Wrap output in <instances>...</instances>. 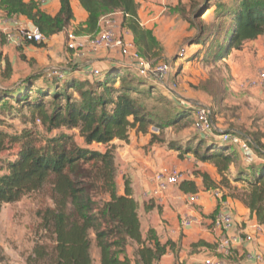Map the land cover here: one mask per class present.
<instances>
[{
  "label": "trees",
  "instance_id": "16d2710c",
  "mask_svg": "<svg viewBox=\"0 0 264 264\" xmlns=\"http://www.w3.org/2000/svg\"><path fill=\"white\" fill-rule=\"evenodd\" d=\"M58 2V11L51 15L41 8L39 0H0V13L7 18L25 17L48 39L60 32L66 35L73 20L70 0ZM79 3L87 12V19L84 26L72 30L75 35H95L99 30L98 20L103 15L120 12L121 29L129 30L137 53L147 60L153 57L158 59L160 45L152 30L140 24L136 0H79ZM210 8L211 20L205 21L201 17ZM183 18L192 30L184 39V44L199 45L192 57L205 52V61L221 60L230 52L241 50L246 42L264 38V0H230V3L223 0H195L190 4L188 15ZM23 43L36 46L45 44L35 41ZM20 56L25 59L24 54ZM2 59L0 82L11 80L12 74L9 59L0 54ZM180 67L175 71L176 76ZM132 69L113 63L84 78L72 74V69H60L62 78H50L46 76V71L39 72L35 68L19 83L12 81L15 86L6 87L4 92H0V98H12L16 104L28 106L32 119L38 118L47 129H76L84 141L85 146H77L71 135L61 134L50 137L49 145L40 147L30 139L20 141L12 137L13 141L19 140L20 149L14 159L4 165V171L0 170V208L6 203L19 201L51 180L52 206L46 207L40 214L43 228L53 239V246L46 254L47 264H93L90 254L93 240L99 250V264H158L166 247L172 246L169 241L160 243L152 230H148L145 237L142 236L138 203L131 194L128 179L123 177V193L117 192L115 145L111 142L115 139L127 142L131 129L147 134L149 128L155 125L144 105L131 95L146 93L149 96L158 86L136 71L135 75L141 79L132 78ZM116 81L120 82L118 88L114 85ZM138 86L143 89H138ZM69 89L78 91L79 101L71 100L67 93ZM205 91L213 97L211 89ZM32 93L36 97L31 100ZM63 96L65 102L60 104L58 100ZM45 98H49L47 102L53 105L50 111L47 109L49 104L45 105ZM214 101L218 104L217 100ZM172 102L175 107L167 118L168 126H189L193 129L192 109L179 99L175 98ZM217 113L211 109V117ZM229 132L248 144L253 153L250 159H245L246 154L241 148L237 154L236 145L223 141L216 128L207 135L189 137L184 144L175 148L180 157L192 154L197 161L210 162L215 166L222 184L199 170L195 175L201 174L203 186L220 191L222 199L228 194L221 185L230 187L225 176L230 166L243 157L250 164V177H242L245 173L242 170L235 179L246 180L248 189L230 195L249 209L253 219L264 224V134L253 139L248 135V139L238 129L237 132ZM156 137L152 134L150 142L159 139ZM6 139H9L8 135L0 131V153L5 149ZM253 141L257 142L256 146L252 145ZM92 144L102 148L92 149ZM178 185L184 191H198L193 180L182 179ZM130 242L136 247L133 259L126 252Z\"/></svg>",
  "mask_w": 264,
  "mask_h": 264
},
{
  "label": "crops",
  "instance_id": "0c3cea01",
  "mask_svg": "<svg viewBox=\"0 0 264 264\" xmlns=\"http://www.w3.org/2000/svg\"><path fill=\"white\" fill-rule=\"evenodd\" d=\"M23 1L28 2L30 0ZM136 1L138 3L137 13L140 24L152 30L154 37L160 45L157 60H167L168 58L173 60L179 42L192 33L187 20L179 15L180 8H185V11L182 12H188L190 4L185 3V0ZM70 4L73 11V20L70 22L68 30L72 31L78 29L80 26H84L87 19V12L79 3V0H70ZM41 8L53 15L59 9V2L58 0H48L41 5ZM159 9L160 11H158ZM165 10L171 11L169 13H177L181 19L178 25L173 22H165V17L158 18L160 16L159 13ZM106 16L113 21L114 30L121 32L127 41L135 45L133 36L129 30L126 28L121 29L122 13L113 12L102 17ZM102 17L98 20L99 28L101 27L100 20ZM7 19L6 27L10 30L15 31L18 28H33L30 21L23 16ZM1 27L2 25H0V54L9 59L12 67L11 81L17 83L26 74L35 71L34 66L39 69V67H43L41 65L42 61H46L45 63H47L49 58L54 57H57V61L65 62L62 69H72V74L83 78L87 76L86 72L96 68L103 69L113 63L129 66L127 58L126 60L123 59L117 51L101 49L91 52L85 48L83 54L77 56L74 51L67 49L64 32L45 39L43 46H36L5 41L2 36ZM90 35L92 34H76L79 40H85V37ZM257 42H259V38L246 42L241 50L232 51L222 60L228 64L229 68H232V71L237 70L238 72L240 67L249 66V63H251L250 66L257 63L252 52L247 50L248 45L256 46ZM192 45L194 46L195 44ZM197 46L199 45L195 46L194 51L199 48ZM21 53L25 56L24 60L20 56ZM238 56L241 57L238 59ZM182 59L177 60V63L175 61V64L181 66L183 64ZM235 59L238 60V69ZM66 64L74 67H67ZM233 66H236V68L234 69ZM249 67L248 69H250ZM0 68L3 69V59L0 60ZM41 71L39 70V72ZM132 71L134 70L132 69ZM233 77L235 76L233 75ZM254 91L258 93L255 89ZM185 101L186 103H184L188 106L187 102L190 101ZM234 130L237 132V129ZM149 132L151 133V130ZM123 143L125 142L117 139L111 142V144L116 146L115 165L118 168L116 179L117 192L119 194L123 193V177L128 179L131 194L138 203L137 213L140 220L142 236L145 237L148 230H152L160 243H166L167 241L172 243V246L166 247V252L160 258L158 264H178L177 261H180L181 264H205L204 261L207 258L218 260L221 264H264V242L261 238V232H253V240L250 242L233 243L230 245L227 253L217 248L216 240L220 233L211 229L209 219L215 210L221 208L222 201L229 208L233 219L232 228L228 233L238 234L240 232H251L252 226L259 224L250 216L249 209L242 205L240 201L231 200L229 197L221 199L220 201L219 198L216 199L213 197L209 190L211 188L207 189L202 186L201 177L194 175V172L197 169H201V166L206 163L195 160L190 154L180 157L177 150L173 151L171 148L165 150L164 147L152 145L148 141V136L142 134L130 136L127 145L124 144L125 147L121 148ZM193 162L197 166L199 165V167H193ZM162 167H176L182 172L185 170L183 179L193 180L198 187V191H184L177 184L169 186L159 196H152L151 191L155 187L153 175ZM189 194H198L197 201L193 205L187 201ZM233 206L236 211L231 210ZM184 214H193L199 220L191 226H183L180 219ZM246 219L249 220L246 221V225H241V222ZM252 220L255 222L254 224H251ZM258 235L260 236L256 237Z\"/></svg>",
  "mask_w": 264,
  "mask_h": 264
},
{
  "label": "rangeland",
  "instance_id": "374dc122",
  "mask_svg": "<svg viewBox=\"0 0 264 264\" xmlns=\"http://www.w3.org/2000/svg\"><path fill=\"white\" fill-rule=\"evenodd\" d=\"M193 1L195 0H185V3L191 4ZM212 1L216 2L218 0ZM223 1L225 3H230V0ZM184 9L185 8H180L179 11V15H181L182 17L188 15V12H182L185 11ZM158 11H160V9ZM169 12L171 11L165 10L162 13L160 12V16H158V18L165 17V22H173L178 25V22L181 19L178 17L177 13ZM210 15H212L211 8L206 10L201 18L205 21H210ZM1 29H3V25ZM180 42L177 47L179 51L177 49L175 58L173 60L170 58L167 59L173 62L174 69H176L178 68V65L175 64V61L177 63V60L183 58V64H181V67L178 69V75L176 76V74L174 73L175 84L171 86L172 94L164 90V88H157L153 89L149 96H147L146 93H142L141 95H131L132 97L137 99L139 103L144 105L146 112L154 120L156 126H151L149 128V130H151V133L149 132L147 133V135L137 133L136 130L131 129L129 131L128 140L132 135L138 136V134H142L144 136H148V141L150 144L164 147L165 150L171 148L173 149V151H176V145L184 144L185 140L189 139V137H200L201 134L194 131L192 127L188 126L180 128L179 125L176 127L168 126L167 118L172 115L171 113L173 112V108L175 107L172 100L175 98L176 100L179 99L183 102L184 99L193 103L195 101H198L201 104L208 106L210 109L218 111L215 116H212V119L214 128L219 131L227 132L235 131L234 129H238L242 131L243 134L252 137V139L256 136L260 137L262 134H264V89H255L256 91H258V93H255L254 89L249 88L244 83L245 79L253 77L259 69L264 67V38H259V42L256 43V46H247V50L249 52H252V55L255 56L257 63H254L251 66V63H249L250 67L248 65L240 67L239 72L237 70L232 71V68H229L228 64L222 59L215 62L211 60L205 61V52H202L200 56L192 57L193 51L197 44H195L194 46L190 44L189 46L188 44L185 45L186 43L184 44V39H182ZM104 50L117 51L115 49ZM181 51H183L182 53L184 54L180 55L179 53ZM187 56L190 57L188 58ZM234 57L236 58V56ZM240 57L241 56H238V59ZM56 58L57 57L49 58L47 63H45L46 61H42L41 65H43V67H39V70H42L41 72H45L43 70L46 68L62 69V66L65 64V62L57 61ZM122 58L126 60V58ZM149 60L153 63L167 61L156 60L154 57ZM127 61L129 60L127 59ZM236 62L238 69V60H236ZM68 65L66 64L67 67H74ZM248 67L250 69H248ZM34 68L36 67L34 66ZM233 68L235 69L236 66H233ZM101 69L102 68L92 69L89 72H86V75H93L94 72H98ZM131 73L132 78L134 77L141 79L137 76V74L135 75V71H131ZM233 75L235 77H233ZM119 83L120 82L116 81V84H114L115 87L118 88L120 86ZM13 86L15 85H13V82L10 79L4 80L3 82L1 81L0 92H4L6 90V87L8 89L12 88ZM207 88L211 89V94L213 95L214 100H217L218 104L215 103L213 97L211 98L210 93L205 91V89ZM138 89H143V87L139 88L138 86ZM97 91L99 92L100 90ZM67 93L71 100L76 99L79 101L80 97L76 89H69L67 90ZM35 97L36 95L32 93L31 100ZM48 100L49 98H45V105L49 104L47 109L48 111H50L53 108V105L47 102ZM58 101L60 104L64 103L65 96H63ZM157 125H159V127H157ZM0 131L6 133L9 137V139H6L5 149L0 153V170L3 169L7 161H11L12 159H14L15 154L20 149L19 140L25 141L30 139L37 146L46 147L47 145H49L48 142L50 137H57L61 134H67L73 137V140L77 146H85L83 138L79 135L78 130L68 129L65 127L49 130L47 129L46 125H43L41 121L38 120V118L35 119L34 117V119H32L31 112L28 106L23 104L18 105L13 101L12 98H0ZM152 134H155V136H157L159 139H162V141H160L156 137L160 142L156 140L155 142L151 143L150 138ZM249 136L248 139H250ZM12 137H15L19 140L13 141L11 140ZM127 142L123 143V146H121V148H124V144L127 145ZM256 144L257 142L255 143L253 141L252 145L256 146ZM101 147L102 146L98 145H90V148L92 149H101ZM234 147L237 154H239L238 151L240 150V145H236ZM115 153L116 146L114 150V157ZM190 155L195 159L192 154ZM250 158L251 155L246 156L245 159ZM245 159H243L242 157L240 160L236 161L235 165L230 166V169L225 176L228 179V185L230 186V189L226 186L221 185L223 187L222 190L225 191L226 194H228L227 196L231 200L238 199L231 197L230 193H240L241 191L248 189L246 180H243V178H241L236 181L235 179L240 176V171L242 170L245 172L242 177H250L251 172L248 170L250 164H247L248 162H245ZM202 163L206 164H203V166H201V169H199L200 173H207L210 179L220 183L221 176L217 173L215 166L210 162ZM193 167H199V165L197 166V164L195 163ZM4 169L1 171H4ZM197 170H195L194 173H196ZM185 172L186 171L184 170L182 173L184 174ZM198 176L201 177V174ZM203 185L204 182L202 179V186ZM234 188L236 190H234ZM209 190L212 193L213 197L218 199V197L214 196L212 189ZM51 197L52 183L49 179L39 190L27 193L17 202L6 203L2 205V207L0 208V264H47L46 254L51 250L53 246V239L51 235L43 228L40 214L46 207L52 206ZM221 199L222 198L220 195L219 200ZM240 203L244 205L241 201ZM231 210L234 211L235 207L233 206V209ZM246 221L249 220H243L241 222V225H246ZM254 223L255 222L252 220L251 224ZM259 226L261 227V230L258 232L262 233L261 238L264 242V224H259ZM259 236L260 235L256 237ZM126 249L128 255L133 259L135 257L133 256L136 249L135 245L133 243L131 244L130 242L127 245ZM90 254L93 259V264H99V250L96 247L94 240L92 241ZM177 263L181 264L180 261H177Z\"/></svg>",
  "mask_w": 264,
  "mask_h": 264
},
{
  "label": "built area",
  "instance_id": "2783aa9c",
  "mask_svg": "<svg viewBox=\"0 0 264 264\" xmlns=\"http://www.w3.org/2000/svg\"><path fill=\"white\" fill-rule=\"evenodd\" d=\"M41 4L46 3L48 0H39ZM101 27L95 35L85 37V40L77 39L78 36L72 31L66 32V47L69 50L74 51L77 56L83 54L85 48L88 51L94 52L98 49H115L119 52L122 57L129 60V66L136 71L138 75L145 78L151 79L156 85L169 93L172 92L171 86L175 84L173 79L175 70L173 62L167 60L160 63H153L144 57H141L135 48V45L127 41L122 33L114 30L113 21L110 18L102 17ZM8 19L0 14V25H3L1 29L2 35L7 42H13L20 44L26 41L43 42L45 40L44 35L35 27L33 28H18L15 31L10 30L6 27ZM88 44V45H87ZM183 50V49H182ZM179 51V49H178ZM184 51V50H183ZM181 51L179 54L182 55ZM184 56V55H183ZM97 72V71H96ZM94 72V73H96ZM46 76L53 78H62L63 74L58 68H48L46 70ZM244 83L251 89H264V67L259 69L253 77L244 80ZM172 94V93H171ZM186 99H184V102ZM188 107L192 109L194 114L193 130L203 134L210 133L214 126L211 117V109L198 102H187ZM220 135L223 141H229L233 145H240V148L246 154V156L252 155L248 144L242 140L236 134L230 133L229 131H220ZM183 179L182 171L176 167H162L156 171L153 175L155 181V187L151 191L152 196H159L169 186L177 185ZM215 197L220 196V191L212 190ZM198 194H189L187 201L193 205L196 203ZM199 218L193 214H184L180 221L183 226H191L197 223ZM211 229L216 230L220 233L216 240L217 248L220 251L228 252L230 245L233 243L250 242L253 240V232L261 230L259 225H253L251 232H240L238 234L228 233L233 225V219L231 212L224 203H221V208L214 213L209 219ZM205 264H221L218 260L205 259Z\"/></svg>",
  "mask_w": 264,
  "mask_h": 264
},
{
  "label": "water",
  "instance_id": "95a60500",
  "mask_svg": "<svg viewBox=\"0 0 264 264\" xmlns=\"http://www.w3.org/2000/svg\"><path fill=\"white\" fill-rule=\"evenodd\" d=\"M118 64V63H117Z\"/></svg>",
  "mask_w": 264,
  "mask_h": 264
}]
</instances>
